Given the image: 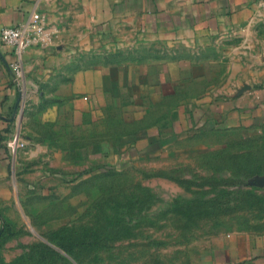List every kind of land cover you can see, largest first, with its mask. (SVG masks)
Returning a JSON list of instances; mask_svg holds the SVG:
<instances>
[{
  "label": "crops",
  "instance_id": "1",
  "mask_svg": "<svg viewBox=\"0 0 264 264\" xmlns=\"http://www.w3.org/2000/svg\"><path fill=\"white\" fill-rule=\"evenodd\" d=\"M57 6L55 0H0V30L38 10L61 37L54 47L28 48L21 60L0 40V207L12 198L11 171L39 157L37 146L9 145L36 143L22 136V121L41 116L38 111L60 118L61 138L60 146L41 144L45 164L33 170H69L70 158L78 160L74 170L85 160L164 163L229 131L264 130L260 0H77L78 18L94 33L74 44L83 48L76 54L66 50L69 27L61 17L56 22ZM66 8L59 9L69 14ZM107 41L112 47L102 54ZM57 46L63 49L56 52ZM15 62L22 65L19 78ZM1 221L0 214V229ZM203 256L199 264H264V216L216 231Z\"/></svg>",
  "mask_w": 264,
  "mask_h": 264
},
{
  "label": "rangeland",
  "instance_id": "2",
  "mask_svg": "<svg viewBox=\"0 0 264 264\" xmlns=\"http://www.w3.org/2000/svg\"><path fill=\"white\" fill-rule=\"evenodd\" d=\"M55 1L56 22L61 17L69 27L66 50L76 54L83 49L75 46L79 39L94 32L78 18L77 0ZM64 3L69 14L59 9ZM56 39L43 48L56 46ZM109 43L102 42V54ZM36 113L41 116L22 121V136L36 143L18 142L26 151L37 146L39 157L11 171L12 198L0 207L6 264H199L213 233L264 216V186L251 183L264 176V130L229 131L164 163L149 158L120 167L85 160L74 170L78 160L70 158L69 170H33L45 164L41 144L60 146L61 138L60 118Z\"/></svg>",
  "mask_w": 264,
  "mask_h": 264
},
{
  "label": "built area",
  "instance_id": "3",
  "mask_svg": "<svg viewBox=\"0 0 264 264\" xmlns=\"http://www.w3.org/2000/svg\"><path fill=\"white\" fill-rule=\"evenodd\" d=\"M264 3V0H260ZM55 32L50 27L46 16L36 10L33 11L29 18L18 25L5 26L0 30V40L6 45L13 47L16 54L19 56L20 60L22 54L32 46H42L45 47L49 45L54 38ZM12 70L17 78H19L22 73V65L20 62H15L11 64ZM11 146H21L23 142H18L11 140L9 142Z\"/></svg>",
  "mask_w": 264,
  "mask_h": 264
},
{
  "label": "trees",
  "instance_id": "4",
  "mask_svg": "<svg viewBox=\"0 0 264 264\" xmlns=\"http://www.w3.org/2000/svg\"><path fill=\"white\" fill-rule=\"evenodd\" d=\"M7 238H8V235L6 234L5 228L1 227L0 229V248ZM0 264H6V262L1 258V256H0Z\"/></svg>",
  "mask_w": 264,
  "mask_h": 264
},
{
  "label": "water",
  "instance_id": "5",
  "mask_svg": "<svg viewBox=\"0 0 264 264\" xmlns=\"http://www.w3.org/2000/svg\"><path fill=\"white\" fill-rule=\"evenodd\" d=\"M255 182H257L259 185H263L264 184V176L251 179V183H255Z\"/></svg>",
  "mask_w": 264,
  "mask_h": 264
}]
</instances>
